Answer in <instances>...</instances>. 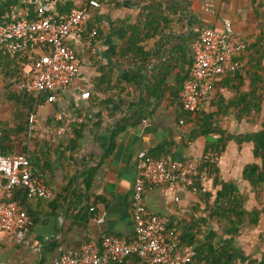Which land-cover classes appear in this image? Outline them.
<instances>
[{"label": "crops", "instance_id": "obj_1", "mask_svg": "<svg viewBox=\"0 0 264 264\" xmlns=\"http://www.w3.org/2000/svg\"><path fill=\"white\" fill-rule=\"evenodd\" d=\"M59 1L39 0L52 11H55ZM260 1L264 11V0ZM74 2L77 7L81 5L77 0ZM188 2L190 13L185 29H181L180 25L169 27L168 33L156 47L160 61L166 51L173 52L172 73L159 85L158 97L147 98L152 112L138 122H134L133 114L148 73H144L139 88L127 84V74L135 73L138 64L128 65L127 61L116 56V52L124 32L135 22L146 2L108 0L101 8L92 10L90 20L99 29L98 37L95 38L93 51L85 55L69 93L61 104L45 102L30 114L34 117L31 130L28 125V136L34 139L30 149L34 150L36 140L44 143L43 150L49 151L51 170L47 173V182L53 197L48 201L28 198L20 205L28 213L32 224L19 245L0 234V264H53L60 255L59 249L76 251L87 242H100L106 235L131 240L133 223L130 202L137 153L144 151L151 155L158 146L171 142L173 147L162 159L199 157L204 153L206 143L217 139V135H209L189 141L193 124L179 118L181 84L177 73H183L190 64L187 38L204 28L221 29L223 21L229 20L241 33L245 44L249 45L255 38L256 16L249 0ZM17 14L22 12L18 11ZM191 18L193 23L188 26ZM179 47L181 50L177 51ZM239 58L241 69L238 75L222 77L216 84L214 97L201 106L205 113L217 112L214 125L234 136L262 129L259 114L253 110L243 114L240 112L242 104L236 106L239 97L249 95L256 86L254 55L251 51H243ZM260 64L264 65V58ZM100 65L109 67L114 79L118 78L120 83L111 87L98 82ZM262 87L256 94L264 99V83ZM0 90L3 96L0 120L7 122L8 128L14 129L19 123L15 119L14 101L5 95L1 79ZM85 91L89 92V98L81 99L80 94ZM108 96L113 97L114 103L106 104ZM61 111L66 112L71 122L83 119L81 123L72 125L73 130H80V138L71 153L72 159L70 152L63 154L71 139L66 141L58 134L63 125L58 118ZM262 115L264 117V112ZM180 121L183 123L179 124ZM252 163L260 164L253 156L252 143L229 141L216 165L219 179L234 184L239 193L245 196V211L258 212L257 223L250 225L246 219L234 236L224 234V224L216 218H209L210 206L216 191L220 189V186L213 185V177L205 191L211 193L208 200L177 187H154L145 192L144 204L149 212L162 216L169 226L175 227L180 238L192 234L196 242H201L204 235L213 231L217 235L214 241L216 246L225 243L233 246L234 264H264V184L253 190L242 179L244 167ZM203 219L206 222L202 224Z\"/></svg>", "mask_w": 264, "mask_h": 264}, {"label": "built area", "instance_id": "obj_2", "mask_svg": "<svg viewBox=\"0 0 264 264\" xmlns=\"http://www.w3.org/2000/svg\"><path fill=\"white\" fill-rule=\"evenodd\" d=\"M34 16L28 19L15 11L0 22V51L9 55L25 54V63L16 82L19 92L44 95L46 102L61 104L69 93L87 53L93 51L97 30L87 29L92 10L108 0H85L67 14H56L39 0H34ZM245 47L241 33L229 20L221 29L204 28L191 43L192 60L188 78L178 99L184 112L194 114L215 94L217 82L239 69L236 60ZM264 80V71L261 73ZM88 99L89 92L80 94ZM63 121L58 134L66 141L74 138V123L61 111ZM34 117L29 118L30 130ZM183 122L180 121L179 124ZM214 152L186 159H154L146 152L135 157V176L131 194L133 237L126 241L104 236L100 242H87L76 251H62L53 264H110L136 255L139 264H189L194 250L181 246L180 234L166 219L149 212L144 194L154 187L181 188L192 194L208 190L212 175L207 165H217ZM23 188L29 198L48 201L51 190L40 172L22 154L4 156L0 151V234L13 244H21L32 224L30 217L14 200V191Z\"/></svg>", "mask_w": 264, "mask_h": 264}, {"label": "trees", "instance_id": "obj_3", "mask_svg": "<svg viewBox=\"0 0 264 264\" xmlns=\"http://www.w3.org/2000/svg\"><path fill=\"white\" fill-rule=\"evenodd\" d=\"M77 1L82 4L85 0ZM249 1L256 16V32L254 42L249 45L245 44L243 51H251L255 57L254 85L256 86L249 92V95L245 94L240 96L236 102V106L238 107L240 103L242 104L243 107L240 112L243 114H248L253 110L254 113L260 115L264 112L262 111L264 99L260 94L256 93L259 88H263L262 84L264 83L260 75L264 71V65L260 64V61L264 58V11L262 10L260 0ZM145 2L146 4L141 7L136 16L135 22L129 25L124 32L122 43L118 48V52H116V56L120 60L127 61L128 65L138 64V69L135 73L130 72L127 74V84L139 88L144 80V73H148L141 91V98L135 105L137 110L133 114L134 122L141 121L151 114L152 110H149L150 106L147 98L152 96L158 97L157 90L160 87L159 85L163 83L165 77L171 74L173 70V52L166 51L165 57L160 61V54L156 52V47L160 45L162 39L168 33L169 27L180 25L181 29H185L186 19L190 13V3L188 0H145ZM76 7L74 0H61L56 3L55 11L53 12L59 15L67 14L71 9ZM35 9L36 4L34 0H0V20L7 19L12 11L18 12V10L24 13L28 19H31L34 16ZM192 23L193 18L189 20L188 26H191ZM90 28L97 30V38L99 29L92 20H89L87 23V29ZM200 31L196 34L189 35L187 38L189 41L186 47L189 50L191 60L192 54L190 46L198 37ZM176 50H181V47ZM239 56L236 57V60L239 62V69L234 74L227 76L238 75L241 69ZM25 58L26 56L23 53L9 55L0 51V79L2 88L7 98L10 101H14L13 106L16 111L15 119L19 122L14 129H10L8 128L7 122L0 120V151L4 156L15 154L25 155L32 166L41 173L46 185L49 187L47 182V173L51 170L48 161L49 151L48 149L46 151L43 150L44 143L36 140L34 141V150L31 151L30 146L34 139L31 140V137L28 136L29 116L37 106L46 102V98L44 95L34 96L32 94L18 92L15 89V84L20 79ZM190 64L183 73H177L181 87L189 76ZM98 70L101 73L98 82L103 85L115 87L116 84L120 83L118 78L116 80L114 79L113 72L109 67L100 65ZM258 73L260 74L258 75ZM96 89L99 90L97 87ZM143 91L145 92L144 95H142ZM248 96H251L250 99H248ZM108 97L106 104L108 102L114 103L113 97ZM179 107L181 111L179 118H184L185 121L191 122L194 127L189 133V141H193L200 136L208 137L209 135H217L215 141L206 143L204 153L214 152L220 155L229 141H234L237 144L244 142L252 143L253 156L260 161V164L252 163L246 165L242 171V179L246 180L253 190L262 187L264 184V117H262L261 130L234 136L214 125L215 117L218 115L217 112L205 113L199 107L195 111L194 116H192V114L182 110L180 103ZM74 131L75 138L68 142L63 151L64 155L70 152L71 159L73 158L71 153L75 150L76 142L80 138V130L75 128ZM172 147L173 144L171 142H165L158 146L150 156L154 159H162L164 155L166 156L170 152ZM207 166L209 168V174L213 177V185L220 186L210 206L211 212L209 218H216L218 222L223 223V233L231 236L236 235L239 227L245 223L246 219L248 220V224L255 225L258 221V212L251 211L248 213L245 211V196L239 193V190L234 184L224 183L219 179L216 165ZM197 195L207 200L211 197V193L201 191L200 189L197 190ZM52 197L53 193L51 190V199ZM28 198L23 188H17L14 191V200L19 205L26 202ZM26 214L28 215L27 212ZM204 222H206L205 219L201 221L202 224ZM216 236L215 232L209 231L204 235V240L201 242H196L192 234H186L180 238L182 247H188L194 250V256L189 264H234L235 250L233 246L229 243L216 246L214 243ZM110 264H139V258L136 255H132L120 263L115 262Z\"/></svg>", "mask_w": 264, "mask_h": 264}, {"label": "rangeland", "instance_id": "obj_4", "mask_svg": "<svg viewBox=\"0 0 264 264\" xmlns=\"http://www.w3.org/2000/svg\"><path fill=\"white\" fill-rule=\"evenodd\" d=\"M19 11V10H18ZM20 12V11H19ZM17 13V12H16ZM74 81V80H73ZM73 83V82H72ZM3 99V96H2V92H1V90H0V101ZM5 103V102H4ZM3 105V104H2ZM5 106V105H4ZM4 108H6V107H4ZM262 117H263V115L262 114H260V116H259V122L261 121L262 122Z\"/></svg>", "mask_w": 264, "mask_h": 264}]
</instances>
